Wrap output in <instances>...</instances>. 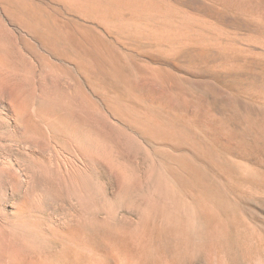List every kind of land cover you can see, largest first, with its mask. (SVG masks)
Segmentation results:
<instances>
[{
	"label": "rangeland",
	"instance_id": "obj_1",
	"mask_svg": "<svg viewBox=\"0 0 264 264\" xmlns=\"http://www.w3.org/2000/svg\"><path fill=\"white\" fill-rule=\"evenodd\" d=\"M65 18L99 33L142 88L102 70L107 63L94 49H44L0 10V37L10 48L9 61L0 62V264L18 251L27 262L62 264L69 242L106 249L121 230L141 226L156 243L192 244L181 249L180 264H209L212 241L223 247L221 264H264V136L249 124L238 128L227 105L264 109L263 99L228 82L245 73L264 79V41L244 30H213L176 49L151 35L108 33L90 20ZM254 18L247 19L260 24ZM187 47L241 63L191 64ZM79 55L97 66L87 69ZM167 69L184 80V92L170 100L153 89ZM199 69L214 73L221 90L210 96L194 85ZM195 95L208 102L204 114ZM115 102L157 119L164 135L122 118L110 107Z\"/></svg>",
	"mask_w": 264,
	"mask_h": 264
},
{
	"label": "bare ground",
	"instance_id": "obj_2",
	"mask_svg": "<svg viewBox=\"0 0 264 264\" xmlns=\"http://www.w3.org/2000/svg\"><path fill=\"white\" fill-rule=\"evenodd\" d=\"M0 10L9 18L16 28L30 36L44 49H64L69 53H72L70 52L72 49L96 50L107 63V67H99H101L102 70H104L102 67L105 69L107 68L108 74L122 80L127 87L129 86L136 91H140L142 87H138L130 80L124 70L122 61L109 50L112 49V47L108 45L101 36L99 37V33L96 35L95 32L88 27H79L74 24L69 25L66 22L68 20H66L65 16L90 20L98 25V27H101L105 32H108L107 30H115L118 33H123L131 37L151 35L150 37H155L158 39L157 41L169 42L171 44L170 46H176V49H180L179 45L182 44L205 41L208 35L214 33L213 30L221 32L244 30L258 36L260 40L262 39L264 41V0H0ZM249 17L259 19L260 24L252 23L251 20L249 21L247 19ZM257 22L259 21L257 20ZM212 38L215 39L216 36L212 35ZM8 47L9 45L5 43V39L0 37V62H4L8 59L7 55L9 54L7 53L10 51ZM219 52L207 50L202 47H187L184 53H186L187 60L189 63L191 62V64L205 63L206 61L218 59L227 60L230 63L238 62V59H235L231 55H224ZM73 56L76 57L75 54ZM79 56L78 60L81 61L87 69L97 66L93 64L96 62H93L96 58L92 61L89 58V60L85 58L86 56L84 58H82L81 55ZM74 59L75 58H73V60ZM75 60H77V58ZM8 61L9 59L7 62ZM238 63L240 64L241 62ZM78 64L80 63L78 62ZM261 68L264 72V65L261 66ZM174 70L176 71V69ZM178 70L179 69H177V71ZM170 71L172 72L170 73ZM170 71L169 73H164V71H161V74L157 73L161 84L160 86H156L157 88H153L156 89V92L164 99L171 97L170 95H173V93L184 92V80L182 82L175 71ZM197 77L200 78V81H195L194 85L206 91L210 96L211 94L217 93L218 90H221L213 83V79L217 77L214 73L199 69ZM202 78H204L203 81H201ZM228 82L239 88L243 87L252 96L264 100V79L250 76L245 73L235 75L233 78L229 79ZM156 92L154 93L156 94ZM121 96L125 95L122 94ZM194 97L196 100L195 102L199 104V108H197L199 110L198 113L204 114L208 109V102L201 100V98L196 97V95ZM121 101L124 102V100ZM126 101H128V99ZM126 101L124 103L128 105L129 101ZM115 104L116 106L112 104L110 107H112L117 114H120L122 118L126 117L131 121H136L143 127L142 129L148 130L151 134L153 133V135H164L160 123H158L157 119L154 117L142 114V110L140 111V109L135 106H126L129 109L128 111L122 110L125 107L120 108V103L118 104L115 102ZM224 104H226V100ZM227 105L230 107L229 111L233 114L232 121L237 127L240 126L239 123L249 124L251 130H253L251 131L252 133L264 136L263 107H260V109L248 103L239 104L229 99ZM139 115H141L143 119H141ZM247 136L248 135H242V138L248 140ZM194 222L196 223V221ZM141 227L142 228H133L125 231L121 230L119 241L109 243L106 249H98L86 244L69 242L67 251L63 254V259L61 260L62 264H180L181 249H190L193 247L192 244L191 246L190 244L184 245L179 241L174 244L168 243L167 245L156 243L154 239L148 237L149 231L147 232L144 226ZM151 233L153 232H150V234ZM151 236L153 235L151 234ZM207 247L209 252L208 263L221 264L220 253L223 248L221 243L212 241ZM228 247L231 253L230 255L234 254L232 257L233 260H237L236 246L231 244ZM18 253L13 257L9 256L10 258H6V264H48L40 260V258L34 257L29 260L30 262H27L26 259L21 258L22 255L20 257ZM194 264L203 263L196 262Z\"/></svg>",
	"mask_w": 264,
	"mask_h": 264
}]
</instances>
